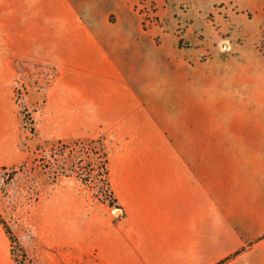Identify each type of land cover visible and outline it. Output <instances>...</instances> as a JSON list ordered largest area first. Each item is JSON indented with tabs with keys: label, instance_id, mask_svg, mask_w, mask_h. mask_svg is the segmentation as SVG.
Listing matches in <instances>:
<instances>
[{
	"label": "crops",
	"instance_id": "0c3cea01",
	"mask_svg": "<svg viewBox=\"0 0 264 264\" xmlns=\"http://www.w3.org/2000/svg\"><path fill=\"white\" fill-rule=\"evenodd\" d=\"M180 1L146 28L140 0H0V170L28 159L23 98L41 140L102 144L115 201L76 208L37 264H264V55L182 46ZM186 1L204 30L228 0ZM0 264H28L1 223Z\"/></svg>",
	"mask_w": 264,
	"mask_h": 264
},
{
	"label": "rangeland",
	"instance_id": "374dc122",
	"mask_svg": "<svg viewBox=\"0 0 264 264\" xmlns=\"http://www.w3.org/2000/svg\"><path fill=\"white\" fill-rule=\"evenodd\" d=\"M246 1L228 0L217 4L206 19L202 15L198 17L200 23L206 22V28L198 30L191 26L194 19L187 13L189 3L182 0L176 12L170 13L169 22L174 26L177 41L181 38L182 46L207 47L204 58L214 54L212 42L223 49H228L232 42L241 48L240 52L264 55V37H255L264 34V14L260 23L253 26L256 11ZM161 3L166 4L164 0ZM138 7L146 28L162 24L158 0H140ZM95 13L99 21L107 14L102 7L96 8ZM182 17L183 20L178 19ZM188 27L191 28L188 30ZM187 30L189 33L184 35ZM18 95L23 97L21 91ZM20 103L24 125L31 136L24 142L29 154L26 161L0 170V213L9 225L10 233H7L15 257L28 264H37L41 249L51 244V235L56 230L68 232L74 228L76 208L88 209L97 203L103 211L107 203L115 201L110 195L107 177L103 175L106 155L102 144L98 141L41 140L32 112L23 98ZM103 193L105 201L98 197ZM113 213L120 217L122 210L116 205ZM88 220L87 213L82 229H88Z\"/></svg>",
	"mask_w": 264,
	"mask_h": 264
},
{
	"label": "trees",
	"instance_id": "16d2710c",
	"mask_svg": "<svg viewBox=\"0 0 264 264\" xmlns=\"http://www.w3.org/2000/svg\"><path fill=\"white\" fill-rule=\"evenodd\" d=\"M62 144H66V143H62ZM84 146V145H83ZM105 155H106V159H105V162H106V166H104L103 167V170H104V176L105 177H107V174H108V166H107V164H108V157H107V153L105 152ZM107 181V180H106ZM104 195V193L102 194V195H98V197L101 199V200H103V201H105L106 200V198L103 196ZM0 223L5 227V229H6V231L8 232V233H10V229H9V225H8V223H7V221L4 219V217H3V215L0 213ZM221 263V262H220ZM30 264H32V263H30Z\"/></svg>",
	"mask_w": 264,
	"mask_h": 264
}]
</instances>
